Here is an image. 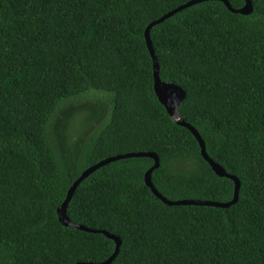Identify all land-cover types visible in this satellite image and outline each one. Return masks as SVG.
<instances>
[{
	"label": "trees",
	"instance_id": "1",
	"mask_svg": "<svg viewBox=\"0 0 264 264\" xmlns=\"http://www.w3.org/2000/svg\"><path fill=\"white\" fill-rule=\"evenodd\" d=\"M188 1L0 0V264L106 261L115 241L57 210L111 156L156 153L169 200L233 198L153 89L145 29ZM251 1L248 15L202 1L150 29L160 79L185 90L181 118L239 180L237 201L167 205L145 184L152 158L111 161L66 208L120 238L109 264H264V0Z\"/></svg>",
	"mask_w": 264,
	"mask_h": 264
},
{
	"label": "water",
	"instance_id": "2",
	"mask_svg": "<svg viewBox=\"0 0 264 264\" xmlns=\"http://www.w3.org/2000/svg\"><path fill=\"white\" fill-rule=\"evenodd\" d=\"M202 1H206V0H190V1L180 5L178 7H176L175 9L167 12L166 14L162 15L160 18L149 23L145 29V40H146L147 47H148L150 54H151V57H152L153 89H154V92H155L159 102L165 107L167 113L169 114V116L171 117V119L175 123H177L180 126L187 128L193 134V136L196 138V140L199 143L200 152H201L202 157L205 159L206 162H208V164L211 166L214 173L218 176L227 177V178L234 181L233 198L228 202H214V201L197 200V199H184V200L172 201V200L167 199L166 197H164L162 194H160L158 192V190L155 188L154 184L152 183V179H151L152 172L154 169H157L160 165L159 158L156 155V153H154V152H137V153L131 152V153L115 155V156H111V157H108L106 159H103V160L91 165L90 167H88L82 171L80 176L74 181V183L69 188L67 195H66V198H65V201L63 202L62 206L60 208H58L57 214H58L59 221L64 226H72V227H75V228H78L80 230L87 231V232L102 233L105 236H107L108 238L113 239L115 241V250H114L113 254L104 262H100V263L88 262V263H76V264H109L117 256V254L119 252L120 245H121V240L119 237H117L113 234H110L109 232H107L105 230L91 229V228L85 227L82 224L75 223V222L71 221L70 218H68L67 213H66L67 204H68L69 200L71 199L74 191L78 187V185L86 177H88L91 173H93L95 170H97L101 166H103V165H105L111 161L122 159V158H127V157H150V158H152L154 160V164L146 171V173L144 175L145 184L152 190V192L154 193V195L156 197H158L163 203H165L167 205H204V206L227 207V206H230L231 204H234L238 199V194H239V189H240L239 180L236 178V176L226 172V170L221 165H219L217 162H215L207 154L205 143H204L203 139L201 138V136L199 135L198 131L192 125L185 122L184 119L181 118L179 106H180L181 102L184 101V99L186 97V92L181 86L176 85L174 83H166L160 79L159 65H158L157 58L154 54L152 42L150 39V29L154 25L159 24L160 22L171 17L175 13L181 11L182 9H185L187 7H190L194 4L202 2ZM220 1H222L226 5V7L231 12H234V13H240L243 15H248L253 11V4H252L251 0H245V4L242 7L237 8V9L232 7V5L229 3L228 0H220Z\"/></svg>",
	"mask_w": 264,
	"mask_h": 264
},
{
	"label": "rangeland",
	"instance_id": "3",
	"mask_svg": "<svg viewBox=\"0 0 264 264\" xmlns=\"http://www.w3.org/2000/svg\"><path fill=\"white\" fill-rule=\"evenodd\" d=\"M76 129H78V126L76 125Z\"/></svg>",
	"mask_w": 264,
	"mask_h": 264
}]
</instances>
